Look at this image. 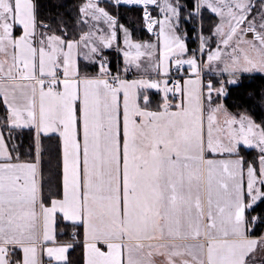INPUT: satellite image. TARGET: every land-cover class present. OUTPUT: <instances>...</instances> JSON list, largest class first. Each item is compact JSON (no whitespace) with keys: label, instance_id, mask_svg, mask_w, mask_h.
I'll use <instances>...</instances> for the list:
<instances>
[{"label":"snow or ice","instance_id":"snow-or-ice-1","mask_svg":"<svg viewBox=\"0 0 264 264\" xmlns=\"http://www.w3.org/2000/svg\"><path fill=\"white\" fill-rule=\"evenodd\" d=\"M256 73L264 0H0V264H264Z\"/></svg>","mask_w":264,"mask_h":264},{"label":"trees","instance_id":"trees-1","mask_svg":"<svg viewBox=\"0 0 264 264\" xmlns=\"http://www.w3.org/2000/svg\"><path fill=\"white\" fill-rule=\"evenodd\" d=\"M42 2L44 3H48L49 0H42ZM52 3H67L69 7H71L74 3H77L78 0H51ZM122 12V18L126 17L125 22L126 23H134L137 29V26L139 25V22L135 19L136 17H138L140 15V13L138 11L136 12H128L126 10H121ZM209 25V21L206 18L205 19V27L207 28V26ZM190 29V33H189V46L192 48H195L197 46V40H196V32L195 30H191L193 29L192 25L188 26ZM135 35L141 36L140 38L142 39H153V36L149 35L147 32L144 31L143 28H139L137 29V31L135 32ZM241 84L243 85L242 87L239 88H233L231 89V99L229 101H227L229 104H237V103H242L244 100H247V94L249 92H254L257 90H261L264 89V75H245L242 80H241ZM62 228H68L69 230L65 233V235L59 237L60 239H69V235L72 231V228L69 227L68 225L64 224V223H60L59 224V230ZM71 251V250H70ZM80 255V251L79 249L76 250V252L72 255V259L76 260L79 258Z\"/></svg>","mask_w":264,"mask_h":264},{"label":"crops","instance_id":"crops-1","mask_svg":"<svg viewBox=\"0 0 264 264\" xmlns=\"http://www.w3.org/2000/svg\"><path fill=\"white\" fill-rule=\"evenodd\" d=\"M61 223H64V224L68 225L69 227H71L70 222L63 221V222H61ZM68 230H69L68 228H67V229H66V228H62V229H60V230L58 229V239H60L59 237L65 235V233H66ZM71 237H72V231H71V233H70V235H69V239H67V240H70ZM60 240H66V239H60Z\"/></svg>","mask_w":264,"mask_h":264},{"label":"rangeland","instance_id":"rangeland-1","mask_svg":"<svg viewBox=\"0 0 264 264\" xmlns=\"http://www.w3.org/2000/svg\"><path fill=\"white\" fill-rule=\"evenodd\" d=\"M142 28V26L140 25V23H139V25L137 26V29H139V28ZM144 31L145 32H147L146 31V29H144ZM148 33V32H147ZM149 35H151L152 36V34L151 33H148ZM134 35H135V33H134ZM136 36V35H135ZM137 37V36H136ZM141 36H138L137 38H140ZM153 39H154V37H153ZM146 40V39H145ZM257 74H259V73H256V74H252V75H257ZM245 75H249V74H245ZM260 75H264V74H260Z\"/></svg>","mask_w":264,"mask_h":264}]
</instances>
